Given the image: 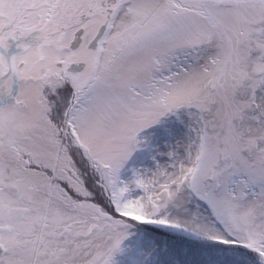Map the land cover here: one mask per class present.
<instances>
[{"label":"snow or ice","instance_id":"6c2138e0","mask_svg":"<svg viewBox=\"0 0 264 264\" xmlns=\"http://www.w3.org/2000/svg\"><path fill=\"white\" fill-rule=\"evenodd\" d=\"M0 264H264V0H0Z\"/></svg>","mask_w":264,"mask_h":264}]
</instances>
